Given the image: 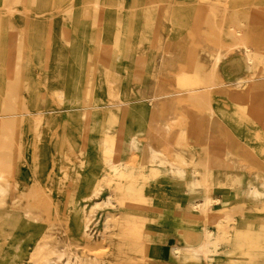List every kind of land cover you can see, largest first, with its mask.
<instances>
[{"label":"rangeland","instance_id":"374dc122","mask_svg":"<svg viewBox=\"0 0 264 264\" xmlns=\"http://www.w3.org/2000/svg\"><path fill=\"white\" fill-rule=\"evenodd\" d=\"M263 22L264 0H0V264H148L156 210L185 207L207 257L162 256L264 264Z\"/></svg>","mask_w":264,"mask_h":264},{"label":"crops","instance_id":"0c3cea01","mask_svg":"<svg viewBox=\"0 0 264 264\" xmlns=\"http://www.w3.org/2000/svg\"><path fill=\"white\" fill-rule=\"evenodd\" d=\"M150 194L156 200L164 199L183 203V200L179 198L181 190L175 185H172L171 188L170 185L166 184L155 185ZM191 203L193 204L194 202L188 201V203L185 202L184 204L189 206ZM154 216L163 218L156 221L153 226H150L146 235L147 247L151 250L148 264H183L177 259H173L172 254L168 255V257L162 256L160 250H170V253H173L176 247L180 249L188 247L191 250V248H200L205 240L204 231L207 228L202 227L201 218L187 207L164 211L157 209Z\"/></svg>","mask_w":264,"mask_h":264},{"label":"bare ground","instance_id":"6f19581e","mask_svg":"<svg viewBox=\"0 0 264 264\" xmlns=\"http://www.w3.org/2000/svg\"><path fill=\"white\" fill-rule=\"evenodd\" d=\"M260 20V19H259ZM264 23V22H263ZM261 27H263V26H261ZM252 29V28H251ZM253 30V29H252ZM260 30V29H259ZM262 34V33H261ZM263 34H264V32H263ZM262 34V35H263ZM259 35H260V33H259ZM258 36V35H257ZM258 37H260V36H258ZM261 38V37H260ZM14 39V38H13ZM260 40V39H259ZM264 40V39H263ZM16 41H17V38H15V40L12 42L13 44H15L16 43ZM262 41V40H261ZM264 46V45H263ZM247 50H246V53H248L249 52V47H247L246 48ZM263 49V48H262ZM249 61L251 62V59H249ZM217 63H215L214 64V70L215 69H217L219 66V62L218 61H216ZM246 82H247V80H246ZM245 83V82H244ZM255 92V91H254ZM251 93H253V92H250L247 96H246V98L248 97V96H250L251 95ZM4 136H6V134L4 133L3 134ZM131 147V146H130ZM3 152H5V154H6V156H8V159H7V162L8 163H10L11 162V156H10V154H9V152H7L6 151V149L3 151ZM130 154V153H129ZM119 162V161H118ZM0 164H1V162H0ZM53 165V164H52ZM0 191H2V188H1V186H0ZM87 191V190H86ZM88 193V192H87ZM57 196V195H56ZM82 200V199H81ZM210 201L209 200H207L206 201V203L204 204V207H207L208 206V203H209ZM214 202V201H213ZM196 208V207H195ZM83 216V215H82ZM25 218V217H24ZM27 220V219H26ZM30 221V220H29ZM32 222V221H31ZM30 222V223H31ZM83 223V222H82ZM36 224V223H35ZM107 226V225H106ZM81 230V229H80ZM85 233V232H84ZM227 234H229V233H227ZM83 236V235H82ZM210 236H211V230L210 229H205V231H204V242L201 244V246H200V248H199V250H197L196 252H197V254H198V256H203V257H207V249H208V247H209V238H210ZM33 244V243H32ZM175 250H180L181 252L183 251V252H185L184 250H186V252H188V251H190V249L188 248V247H186V248H184V249H180V248H177L176 247V249ZM16 252V251H15ZM94 255V254H93ZM6 260V259H5ZM11 260V259H10ZM30 260V259H29Z\"/></svg>","mask_w":264,"mask_h":264}]
</instances>
